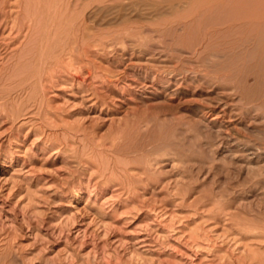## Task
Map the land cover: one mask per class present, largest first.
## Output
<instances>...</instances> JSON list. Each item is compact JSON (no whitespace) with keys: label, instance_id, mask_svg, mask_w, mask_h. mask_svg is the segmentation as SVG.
Listing matches in <instances>:
<instances>
[{"label":"rangeland","instance_id":"1","mask_svg":"<svg viewBox=\"0 0 264 264\" xmlns=\"http://www.w3.org/2000/svg\"><path fill=\"white\" fill-rule=\"evenodd\" d=\"M145 1L0 0V264H264V0Z\"/></svg>","mask_w":264,"mask_h":264},{"label":"bare ground","instance_id":"2","mask_svg":"<svg viewBox=\"0 0 264 264\" xmlns=\"http://www.w3.org/2000/svg\"><path fill=\"white\" fill-rule=\"evenodd\" d=\"M147 1H149V0H147ZM152 1V0H151ZM154 1V0H153ZM156 1V0H155ZM158 1V0H157ZM152 2V3H147L146 1V3L145 4H143V2L141 3V4H143V5H145V6H149V7H147L148 9H150V8H152V10L154 11H160V10H162L163 8H167V10L169 9V8H172V7H174V3L175 4H179V3H181L182 5H185L184 3H188L189 1H191V0H175L176 2H174L173 0H160L159 2ZM193 1V0H192ZM197 1V0H196ZM201 1V0H200ZM203 1V0H202ZM205 1V0H204ZM203 1V2H204ZM207 1V0H206ZM210 1V0H209ZM218 1V0H217ZM245 1H246V3L248 2V0H244V2H243V5L241 4V6H242V8H244V6L245 5H249V4H246L245 3ZM213 2V1H212ZM230 2V1H229ZM191 3V2H190ZM197 3V2H196ZM199 3V2H198ZM218 3V2H217ZM240 3H242V2H240ZM253 3V2H252ZM258 3V2H257ZM137 4V3H136ZM193 4V3H192ZM205 4V3H204ZM255 5H258V4H256V3H254ZM261 4H263L264 5V3H262V1H261ZM261 4H259V5H261ZM140 5V4H139ZM188 5V4H187ZM191 5V4H190ZM198 5V4H197ZM200 5H201V3H200ZM234 5V4H233ZM240 5V4H239ZM251 6H252V4H250ZM254 5V6H255ZM258 5V6H259ZM134 6H136V5H134ZM142 6V5H141ZM194 6V5H193ZM196 6V5H195ZM204 6V5H203ZM236 6V5H235ZM234 6V7H235ZM237 6H238V4H237ZM237 6H236V8H237ZM254 6H252L251 8H253ZM258 6H257V8H258ZM202 7V6H201ZM225 7V6H224ZM239 7V6H238ZM248 7V6H247ZM138 9L140 8V7H137ZM143 8H144V6H143ZM188 8H189V5H188ZM240 9H241V7H239ZM239 8H238V11H239ZM246 8V7H245ZM250 8V9H251ZM254 8H256V7H254ZM254 9L252 12H250L248 15H247V13H246V15L244 14H241L242 16H240V15H238V14H233V15H230V16H228L227 15V17L226 18H228L227 19V21H226V23L225 24H227V22L230 24V25H236V24H240L241 25V27H243V26H245V27H247L246 28V30H245V27L243 28L246 32H243V34L244 33H247L248 31L250 32H252V33H254L253 35L254 36H256L258 39H260L261 40V44H262V46L264 47V7L262 6H260L259 7V9ZM137 9V10H138ZM141 9H142V7H141ZM174 9V8H173ZM193 9V8H192ZM209 9V8H208ZM234 9V8H233ZM232 9V10H233ZM247 9H249V7L247 8ZM249 9V10H250ZM144 10V9H143ZM171 10V9H170ZM140 11V10H139ZM172 11V10H171ZM189 11V10H188ZM242 13L244 12V10H240ZM246 11V10H245ZM146 12V11H145ZM148 12H150V11H148ZM152 12V11H151ZM213 12V11H212ZM161 14H162V12H161ZM160 14V15H161ZM186 14V13H185ZM190 14V13H189ZM213 14V13H212ZM230 14V13H229ZM175 15V14H174ZM197 15V14H196ZM199 15V14H198ZM159 16V15H158ZM157 16V17H158ZM164 16V15H163ZM183 16V15H182ZM190 16H191V14H190ZM193 16V15H192ZM161 17V16H160ZM179 17V16H178ZM188 17H189V15H188ZM184 18H185V16H184ZM225 18V19H226ZM144 19V18H143ZM195 19V18H194ZM174 20V19H173ZM172 20V21H173ZM182 20H183V18H182ZM181 20V21H182ZM198 20V19H197ZM180 21V20H179ZM176 22V21H175ZM253 24V25H252ZM257 24V25H256ZM228 25V24H227ZM254 25H256V26H254ZM237 26V25H236ZM228 27H229V25H228ZM251 27V28H250ZM253 27V28H252ZM255 27V28H254ZM230 29V28H229ZM242 33V32H241ZM237 35V34H236ZM186 71V70H185ZM179 74V73H178ZM185 74V73H184ZM215 78H217V77H215Z\"/></svg>","mask_w":264,"mask_h":264}]
</instances>
